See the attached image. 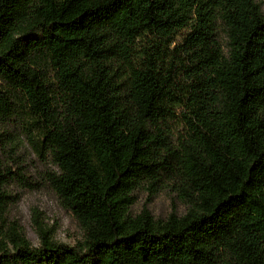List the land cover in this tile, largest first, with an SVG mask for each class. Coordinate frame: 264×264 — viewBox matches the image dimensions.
I'll return each instance as SVG.
<instances>
[{"label":"trees","instance_id":"obj_1","mask_svg":"<svg viewBox=\"0 0 264 264\" xmlns=\"http://www.w3.org/2000/svg\"><path fill=\"white\" fill-rule=\"evenodd\" d=\"M20 121L41 180L1 156ZM12 184L47 185L82 241L6 227ZM142 184L189 209L131 216ZM0 264H264L258 0H0Z\"/></svg>","mask_w":264,"mask_h":264},{"label":"rangeland","instance_id":"obj_2","mask_svg":"<svg viewBox=\"0 0 264 264\" xmlns=\"http://www.w3.org/2000/svg\"><path fill=\"white\" fill-rule=\"evenodd\" d=\"M258 2L264 12V0H258ZM27 127L23 121L17 122L11 129L16 145L2 147L1 156L4 159H8L9 155L19 158L30 174L41 180L50 165L40 160L34 152ZM9 191L14 197V202L6 216V227L16 225L32 246L40 245L34 222L36 216L47 229L53 231L55 241L68 246H74L82 241L83 233L77 221L62 207L55 193L47 185L41 190L26 191L17 184H12ZM134 197V203L129 209L131 216L138 215L142 210L147 209L154 218L165 220L172 213L181 216L189 209V205L170 188L151 193L147 185L142 184L134 191Z\"/></svg>","mask_w":264,"mask_h":264}]
</instances>
